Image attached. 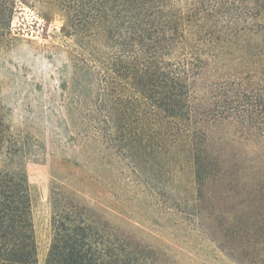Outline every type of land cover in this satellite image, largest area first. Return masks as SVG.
Returning <instances> with one entry per match:
<instances>
[{"label": "trees", "instance_id": "16d2710c", "mask_svg": "<svg viewBox=\"0 0 264 264\" xmlns=\"http://www.w3.org/2000/svg\"><path fill=\"white\" fill-rule=\"evenodd\" d=\"M19 1L32 0H0V50ZM35 1L71 40L72 107L101 131L115 113L119 165L135 176L126 190L157 194L181 163L198 190L223 169L264 168L238 167L243 153H264V0ZM24 150L0 101V264H39ZM66 204L52 207L44 264H175L97 211Z\"/></svg>", "mask_w": 264, "mask_h": 264}, {"label": "rangeland", "instance_id": "374dc122", "mask_svg": "<svg viewBox=\"0 0 264 264\" xmlns=\"http://www.w3.org/2000/svg\"><path fill=\"white\" fill-rule=\"evenodd\" d=\"M9 37L0 50V101L25 148L18 163L30 186L39 264L52 239V207L66 202L97 211L175 264H264V168L223 169L198 190L181 163L157 194L126 190L135 176L119 165L115 113L101 131L72 107L62 19L45 20L35 0L19 1ZM243 154L238 167L264 165V153Z\"/></svg>", "mask_w": 264, "mask_h": 264}]
</instances>
